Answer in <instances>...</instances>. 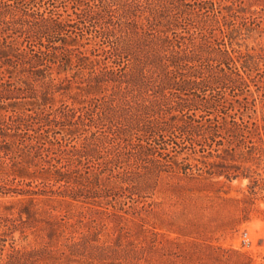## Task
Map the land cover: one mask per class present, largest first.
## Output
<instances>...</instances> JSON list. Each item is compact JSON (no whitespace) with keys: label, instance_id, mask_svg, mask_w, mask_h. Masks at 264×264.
<instances>
[{"label":"trees","instance_id":"trees-1","mask_svg":"<svg viewBox=\"0 0 264 264\" xmlns=\"http://www.w3.org/2000/svg\"><path fill=\"white\" fill-rule=\"evenodd\" d=\"M222 2L0 0V199H14L0 210V264L57 261L18 247L35 229L57 237L41 199L137 216L165 176L200 177L199 155L208 175L238 177L206 160L264 145L250 84L263 77L235 48L243 22ZM68 242L58 261L143 258L90 234Z\"/></svg>","mask_w":264,"mask_h":264},{"label":"rangeland","instance_id":"rangeland-1","mask_svg":"<svg viewBox=\"0 0 264 264\" xmlns=\"http://www.w3.org/2000/svg\"><path fill=\"white\" fill-rule=\"evenodd\" d=\"M221 4L224 13H235L243 22L235 48L249 55L252 78L263 77L261 83L250 84L256 98L254 119L264 126V0H223ZM253 142L252 154L232 156L219 149L206 160L216 165L212 173L226 170L218 167L223 162L237 178L228 181L225 176L208 175L210 168L200 163L204 159L199 155L200 162H191L201 168V176H165L149 201L151 206L141 215L112 208L90 211L82 204L41 199V212H52L59 222L57 237L50 239L47 232L35 229L25 239L16 236L18 247L56 250L57 261L48 264H88L58 258L61 253L68 255V240L90 234L101 244L143 252L138 264H264V145L258 137ZM12 202L0 199V210L12 208ZM12 210L16 214L23 207L18 204Z\"/></svg>","mask_w":264,"mask_h":264}]
</instances>
